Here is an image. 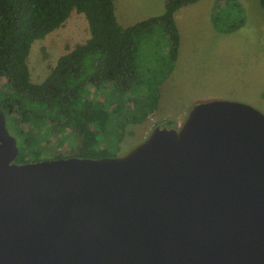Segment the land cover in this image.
Returning <instances> with one entry per match:
<instances>
[{"label": "water", "instance_id": "water-1", "mask_svg": "<svg viewBox=\"0 0 264 264\" xmlns=\"http://www.w3.org/2000/svg\"><path fill=\"white\" fill-rule=\"evenodd\" d=\"M0 106V264H264V113L194 104L117 156L16 163Z\"/></svg>", "mask_w": 264, "mask_h": 264}, {"label": "trees", "instance_id": "trees-1", "mask_svg": "<svg viewBox=\"0 0 264 264\" xmlns=\"http://www.w3.org/2000/svg\"><path fill=\"white\" fill-rule=\"evenodd\" d=\"M195 1L164 0L163 13L123 27L115 0H0V106L17 142L14 162L111 156L106 149L95 150L121 140L123 109L129 114L142 100L143 109L150 111L157 103L161 68L140 67L142 47L151 48L157 63L158 46H167L169 59L175 61L180 36L174 13ZM259 2L264 8V0ZM72 10L85 16L89 37L60 55L41 82H32L26 62L31 43L61 27ZM211 20L219 31L239 27L244 23L240 2L214 0ZM57 130L62 134L51 145L69 149L68 155L47 154L48 138L39 146L47 132ZM63 133L78 147L65 143Z\"/></svg>", "mask_w": 264, "mask_h": 264}, {"label": "rangeland", "instance_id": "rangeland-1", "mask_svg": "<svg viewBox=\"0 0 264 264\" xmlns=\"http://www.w3.org/2000/svg\"><path fill=\"white\" fill-rule=\"evenodd\" d=\"M238 1L243 9L244 23L228 32L214 27L209 9L202 4L212 3L213 6L214 0H201V6L195 4L192 7L189 4L179 8L174 13L180 36L179 59L177 55L175 61L169 59L167 46H158L155 54L161 62L157 61L158 64L153 60L151 48L147 45L142 47L139 54L140 67L161 68L156 77L158 104L148 111L147 108L143 109L140 100L129 114L123 109L119 119L126 124L120 128L121 140L113 147L99 146L95 150L96 154L105 149L111 156L125 154L142 142L153 127H178L177 118L181 116V111L185 112L186 117L190 108L202 101H238L264 113V8L259 0ZM163 9L164 0H115L114 4L121 25H131L158 15ZM88 37L85 16L72 10L61 27L34 40L26 58L32 82H41L60 55ZM165 111L173 114L168 116ZM61 131L47 132L39 140L42 148L47 138L50 141L44 149L47 154H70L67 148L60 151L51 145L52 139L61 135ZM63 134L65 143L78 147L79 144L68 133Z\"/></svg>", "mask_w": 264, "mask_h": 264}, {"label": "crops", "instance_id": "crops-1", "mask_svg": "<svg viewBox=\"0 0 264 264\" xmlns=\"http://www.w3.org/2000/svg\"><path fill=\"white\" fill-rule=\"evenodd\" d=\"M201 2V0H197V1H195V2H193V3H190V5L193 7L195 4H197L198 6H201L200 3ZM115 4V3H114ZM203 4V6H207V9H209V11H208V13H211V8H212V3L211 4H208V3H202ZM188 6H189V4H188ZM163 11H164V9H163ZM163 11L161 12V13H163ZM161 13H159V14H161ZM158 14V15H159ZM117 17V16H116ZM117 20H118V17H117ZM140 21V20H139ZM118 22H119V20H118ZM176 23V22H175ZM119 24H120V22H119ZM121 25V24H120ZM130 24H126V25H121V26H123V27H126V26H129ZM177 55H178V59H179V54L177 53ZM176 60V59H175ZM172 72H173V69L171 70V72H170V77L172 76ZM157 104H158V102H157ZM188 104V103H187ZM166 112V111H165ZM167 113V115L168 116H170V115H172V114H170L169 112H166ZM185 112L184 111H181V116H179V118H177L178 120H177V126H179L181 123H182V121H183V119H184V117H185V114H184ZM184 114V116H183V118H182V120H181V117H182V115Z\"/></svg>", "mask_w": 264, "mask_h": 264}]
</instances>
